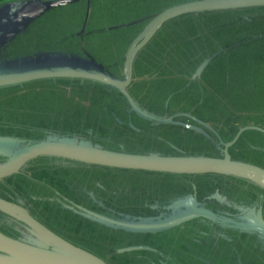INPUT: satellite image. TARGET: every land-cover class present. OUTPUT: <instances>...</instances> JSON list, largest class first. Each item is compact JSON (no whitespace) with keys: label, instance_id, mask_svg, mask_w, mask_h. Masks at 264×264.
<instances>
[{"label":"trees","instance_id":"obj_1","mask_svg":"<svg viewBox=\"0 0 264 264\" xmlns=\"http://www.w3.org/2000/svg\"><path fill=\"white\" fill-rule=\"evenodd\" d=\"M5 1L7 2V0H0V9L8 3ZM98 1L101 2V0ZM172 1L174 2L173 4H175L187 0ZM141 2L142 3L139 5L131 3L128 8L131 11H138L139 9H144L146 6L159 3L158 0H142ZM103 4L98 7V16L105 14ZM253 9L259 10L260 12L249 17L246 12ZM260 9H264V7L191 13L177 18L180 19L184 16L194 17V19H191L192 22L190 24H197V27L191 28V32L195 33L196 30L198 33L200 30L198 34V41H200L198 44L199 51H201L200 46H211L213 44V46H216L217 50H221L219 55L221 59L219 61L213 60L211 63L220 62V67L224 71L221 76L224 79L223 83L225 82L224 87L220 91L225 92V97H227V99H230V97L233 98L235 95V100L233 99L234 103L229 106L233 107L237 113H232L228 118L230 123L227 124V126L229 127L222 128L219 134L215 132L219 140L223 139L227 141L234 136L237 128H230V124L236 125L238 122L243 124L253 122L264 126V16H261L264 11ZM234 12L240 15H234ZM222 13H226L228 16H226L225 19H219L218 15ZM136 19L139 21L142 18L137 17ZM173 42L177 44V50L182 51L186 47L184 53H188L190 50H193L194 47L193 43L190 41L183 42L175 38ZM150 43L144 48H147ZM238 50H242L246 54V57L240 58L237 62H234L235 58L232 54ZM255 54H257L256 61L254 59ZM172 55L174 54L171 51H165L161 60L156 63L150 61L149 66L154 67L158 64L162 68L168 70L169 67L174 65V63L168 61V58ZM231 55L232 59L229 60ZM195 62V60L189 58L188 65L197 78L202 75L201 72H198V70L195 71L196 69L191 67V64ZM161 69L151 72L152 79H154L155 76L163 75ZM134 75H137V71ZM170 79L173 78L163 77L160 83H165V81H170ZM236 79L241 81L240 85L236 84ZM51 80L53 82L54 79ZM38 82L40 83L41 81ZM69 82L72 83V86L70 87L69 84H67V86L62 87V93L54 92L43 96L40 90L36 92L32 89L24 90L26 87L30 86L28 83L0 88V130H3L0 132V136H9L17 139L15 146H18L27 142H25L24 139L17 138L14 135L15 132L29 129H38V131L50 129L52 131L48 133H46L47 131L43 132L46 134L40 137V139L56 137L83 140V138L87 137L86 134L92 135L93 130L106 127L108 125L107 122L116 124L122 123L124 117L130 116L123 115L124 113L142 115L131 106L126 96L118 89L91 80L69 79ZM233 84L237 87H234ZM130 94L135 100L134 93L130 91ZM171 97L172 95L168 96V98ZM200 98L204 99L203 102L199 99L202 104L208 103V98L205 95ZM135 101L139 106L141 105L137 100ZM86 105H91L90 110L87 111ZM142 107L146 108L143 105ZM243 111L251 113L246 115ZM153 113H155L154 115H159L156 112ZM178 117L179 115H174L169 121L160 124L174 123L177 121ZM188 117L189 119H193L191 116ZM244 117L248 120L245 121L243 119ZM56 119L58 120L57 122L55 121ZM193 120L200 122L197 119ZM57 123L64 126V128H60ZM200 123L203 125L205 124L204 122ZM2 124L7 127L1 126ZM149 124L151 126L158 125L152 124L151 121H149ZM130 125L136 133L140 131L139 127L134 124ZM71 127L72 129H68ZM248 134L256 135V137L264 140L263 133L253 130L246 131L233 146V150L234 148L239 149L240 147H244L242 140H244V137ZM94 144L97 143L94 142ZM257 148L264 152L263 141ZM7 156H9V154L0 153V161H4ZM45 157H50L52 159L46 161V164L38 166L33 164L37 159ZM242 159L244 158L242 157ZM248 160L247 157L246 161ZM67 161L71 162V167L67 164ZM96 168L104 170V173L94 176L97 171L92 170ZM85 171H87V173L83 174L82 172ZM112 172L134 176L132 178L125 175L114 177ZM153 174L172 178H182L181 180L194 178L197 182L196 184H201L203 188L208 189H212L214 187L213 184L217 182L215 192L208 197L206 195L207 201L212 202L214 199L215 201H213L215 203L225 202L227 205H232L233 208L239 212L237 214H229L227 211H222L219 215L212 210L206 209L204 202L198 198L200 186L196 185L195 182H178L174 181V179H167V185L172 186L169 194L185 191L187 188L190 191L184 195L179 192L169 204L163 206L165 211L154 214L156 211L155 208H158V204H152V196L161 194V198L164 199L168 191L166 189L162 190V187L157 186V180L149 178V175ZM173 182L175 184H173ZM177 184H182L179 189L177 188ZM173 185L176 186L178 190H176ZM242 186L247 189L248 192L246 197L242 194L237 195L238 200L243 201L238 203L230 197V193L233 188H243ZM71 188L80 190L79 193L76 191L73 199L69 195L72 194ZM116 192H118L119 196ZM257 194H259L260 200L258 202H252L253 205H249L248 203L251 202L254 199V195ZM0 196L23 204L27 202V204L31 205L33 213L40 219L44 217V220L47 215L46 212L40 209L42 204V207L48 211H50L52 207L59 206L62 208L63 206L65 211H70L80 219L87 220L88 222H98L111 228L109 230L116 232L118 237L122 234H126L127 238L132 241L135 240L134 237H136V235L154 239L155 236H164L166 232L173 229H184L186 227H191L197 234L209 233L213 236V230L210 226L200 224V226L203 227L201 228L197 227L196 223L191 225V222L195 219L201 221H215L221 228H228L229 230L231 229L244 235H251L257 240L260 239V236H263L261 231L244 229L237 226V223L258 224L260 219L264 220V186L249 179L229 174H174L128 170L80 163L55 156H41L29 162L20 172L1 180ZM108 202L115 206L114 210H117L115 214L107 215L104 210L100 209L102 206H107ZM95 206L98 207L99 210ZM202 209L213 213L216 219L210 216L198 215L180 221L162 230L146 231L137 228H143L141 224L149 222L148 220L162 221L168 217H175L176 215H183L188 212L190 213ZM10 228L12 229V227ZM10 228L5 226L2 227L3 230L7 231H9ZM182 235L183 233L181 236ZM198 237L201 238L200 235ZM261 241L264 244V240ZM144 248L152 250L153 247L134 246V248L125 249L120 247L117 251L112 250V254L116 256L113 257L114 262H116V264H156L155 261L139 258Z\"/></svg>","mask_w":264,"mask_h":264},{"label":"rangeland","instance_id":"obj_2","mask_svg":"<svg viewBox=\"0 0 264 264\" xmlns=\"http://www.w3.org/2000/svg\"><path fill=\"white\" fill-rule=\"evenodd\" d=\"M43 1L46 6V12L44 11L45 13H43L42 18H36L30 22L29 26H24L18 32L20 36L14 39L13 44H9L3 48V45H0V53L1 49L2 51L6 50V52L14 54L16 52L23 53V55L39 54L41 52L39 50H49L57 56L62 55L61 53L64 52L70 55L82 56L80 59L94 60L102 64L104 68L106 67L105 69L117 75H121L122 73V59L133 37L154 15L155 11L174 3L172 0H158L159 3H154L152 6H146L144 9H139L138 11H131L128 6L131 3L139 5L142 3V0H101V2L98 0ZM102 4L105 14L98 16V7ZM260 10L264 11V9ZM259 12V10L253 9L246 12V14L250 17ZM233 14L240 15L237 12ZM226 16H228L226 13L218 15L219 19H225ZM261 16H264V12ZM137 17H141L142 19L138 21ZM192 18L194 19V17L186 16L180 19L174 18L175 20L172 19L164 24L152 39L150 45L138 53L134 65V72L136 73L137 71V75H134V80L129 88L134 93L135 99L141 104L140 107L150 113V116H156L153 112L166 114L158 115L164 118L179 115L177 121L151 126L149 121L140 115L124 113L123 115L130 116L124 117L122 123L107 122L108 125L106 127L93 130L92 135L86 134L87 137L83 138V140L93 144L94 142L101 144L111 150L141 154L208 156L221 154L222 150L218 146L219 139L215 134L221 133L220 130L222 128L229 127L227 126L230 123L228 118L232 113H237L233 107L229 106L234 103L233 99L235 100V95L233 98L230 97V99H227V97L221 98L222 94H225V92L220 91L225 85V82L222 83L224 79L221 77L224 71L220 67V62L211 63L213 60L219 61L221 59L219 56L221 50H217L213 44L211 46H200L201 51H199L198 44L200 41H198V34L200 30L198 33L196 30L195 33L191 32V28L197 27V24H190ZM175 38L183 42H192L194 46L193 50H190L188 53H184L186 47L182 51L177 50V44L173 42ZM48 39L50 41H47ZM165 51H171L174 54L168 58V61L174 59L176 63L174 68L172 67L171 70L169 69L161 76H155L157 78H154V80L152 79L151 72L153 70H160L162 67L158 64L150 67L149 62H158L162 59ZM232 55L235 58L234 62L246 57V54L242 50H238ZM232 55L229 60L232 59ZM189 58L196 61L191 64V67L196 70L202 69V76L195 77L193 70L188 65ZM254 59L255 61L257 60V54L254 55ZM205 61L206 64L204 67H201ZM163 77H172L173 79L160 83ZM50 81L33 82L24 90L32 89L35 92L40 90L43 96L54 92L62 93L61 88L67 86V84L70 87L72 86V83L68 80ZM235 82L237 85L241 84V81L238 79ZM233 86L237 87L235 84ZM170 95L172 97L168 98ZM201 95H205L208 98V103L202 104L199 101ZM142 105L146 108L142 107ZM90 107L91 105H86L87 111L90 110ZM243 113L248 115L251 112L243 111ZM186 115L204 122L206 124L204 125L208 128L200 122L189 119ZM57 119L55 120L56 122L58 121ZM243 119L245 121L248 120L246 117ZM129 123L139 127L140 131L136 133ZM57 125L60 128H64V126L58 123ZM242 125L243 123L238 122L236 125L230 124V128H238ZM1 126L7 127L3 124ZM68 129H72V127ZM2 131L0 130V132ZM45 131L48 133L52 130H20L15 132L14 135L17 138L24 139L25 142H32L40 140V137L46 134L43 133ZM244 138L242 140L243 144L246 145L248 141H251L254 144V149L243 154L240 153L242 152L240 147L233 151L234 159L244 160L242 157L245 159L248 157L249 160L264 165V152L257 151L258 140L254 137L248 140V135ZM51 159L50 157L37 159L33 164L36 166L46 164V161H50ZM67 162L70 166L71 162ZM87 171L82 173L86 174ZM92 171H97L94 176L104 173V170L99 168ZM112 174L114 177L127 175L119 172H112ZM149 178L157 179L159 180L158 182L165 181L168 178L175 181H184L181 180L182 178L165 177L156 174L149 175ZM70 190L72 194L69 195L72 199L76 191L77 193L80 191L76 188H71ZM42 206L40 208L41 211L46 212L47 215L45 220L43 219L44 217L42 219L51 229L58 234H62V237L73 244L95 254L97 253V255L100 254L111 262L114 261L113 257L116 256L112 254V250L117 251L120 248L121 240L116 235V232L109 230L111 228L95 221L88 222L87 220H82L70 211H65L62 204V208L59 206L52 207L50 211L44 209ZM96 208L99 210L98 207ZM114 208L115 206L108 202L104 212L107 215L113 214L112 210ZM204 212L202 210L200 213L204 214ZM0 218L5 220L1 221L3 226L18 229L22 233V239L33 243H47L44 239L36 236L28 227L26 228V225L15 220L13 216L7 217L6 212H0ZM260 225L262 224L260 223ZM0 230L4 233L11 232ZM169 236L168 234H164L163 238L168 239ZM141 238L134 237L135 241L140 240L142 242L143 239ZM199 262L203 263L202 261Z\"/></svg>","mask_w":264,"mask_h":264},{"label":"water","instance_id":"obj_3","mask_svg":"<svg viewBox=\"0 0 264 264\" xmlns=\"http://www.w3.org/2000/svg\"><path fill=\"white\" fill-rule=\"evenodd\" d=\"M255 7H264V0H187L162 8L142 26L131 40L122 59L121 75L110 72L94 60L80 59L82 56L64 52L59 56L50 51H41L39 54L7 57L4 60L0 58V88L40 79L68 78L97 81L120 90L131 106L142 114L140 116L151 121L152 124L167 122L171 117L150 116V113L142 109L130 94L128 87L133 82L134 65L138 53L150 43L164 24L174 18L191 13ZM45 9L46 6L41 0H22L17 2L16 6H12L11 3L5 4L0 9V45H4L8 39L18 34L24 26L40 16ZM205 64L206 61L202 63L201 67H204ZM201 70L198 69V72ZM252 129L264 133L262 127L243 126L230 141L219 140L218 146L223 144L224 147L221 154L215 156L125 152L111 150L100 144H92L76 138L49 137L15 146L17 139L0 136V153L9 154L4 161L0 162V181L20 172L29 162L38 157L55 156L70 161L118 169L174 174H229L249 179L264 186L263 167L233 159L230 153L231 146L237 142L240 135L244 131ZM0 210L22 221L47 242L46 244L33 243L14 238L0 230V264H109L93 252L63 238L14 201L0 196ZM202 210L168 217L162 221L148 220L149 222L141 224L143 228H137L146 231L162 230L198 215L216 219L215 215L209 211L205 213L206 210H203L205 212L201 214ZM237 226L261 231L263 236L259 235V238L264 240V220L260 219L258 224L237 223Z\"/></svg>","mask_w":264,"mask_h":264},{"label":"flooded vegetation","instance_id":"obj_4","mask_svg":"<svg viewBox=\"0 0 264 264\" xmlns=\"http://www.w3.org/2000/svg\"><path fill=\"white\" fill-rule=\"evenodd\" d=\"M19 1H22V0H7L8 3L12 4V6H16L17 2H19ZM41 1L44 2L43 0H41ZM45 12H43V13H45ZM43 13H42V15H40L37 18L41 19L43 16ZM29 25H30V23L28 24V26ZM19 36H20V33L14 37H11L10 39H8L6 41V43L2 46V48L9 45V44H13L14 39L16 37H19ZM47 41H50V39H48ZM42 45H43V43H42ZM39 51H42V50H39ZM4 52H6V50L2 51V49H1V53H0L1 54L0 55L1 60H4V58H7V57L12 58V57L23 55V53H17V52L15 54L12 52L11 53H9V52L4 53ZM169 62L174 63V65L176 63L174 59L169 60ZM174 65L172 66L173 68H174ZM172 67H169L168 70L169 69L171 70ZM168 70L162 68V73L165 74L166 71H168ZM201 75H202V73H201ZM61 79L69 81L68 78H54L53 82L62 81ZM38 81L45 82V81H49V79H40V80H35V81L27 82V83L31 84L33 82H38ZM130 86L131 85H129L128 89L130 88ZM129 91H131V90L129 89ZM201 96H203V95H201ZM200 97H199V99H201L203 102L204 99L200 98ZM221 98H225V94H222ZM217 99H219V98H217ZM159 115H166V114H159ZM186 116H190V115H186ZM246 125H256V126L264 128V126H261L259 124L253 123V122L252 123L251 122L245 123L242 126H239L237 128V131L235 132V134L238 132V130L241 127L246 126ZM252 130L258 131L255 129H252ZM246 131H250V130H246ZM246 131H244V132H246ZM244 132L240 135V137L244 134ZM258 132H261V131H258ZM261 133H263V132H261ZM235 134H234V136H235ZM240 137H239V139H240ZM252 137L256 138L258 140L259 144L262 143V141L264 143V140L259 138V137H256V135L248 134V140H250ZM231 139H229L227 141H230ZM221 140L223 142H227L223 139H221ZM238 140H237V142H238ZM233 146H231V148H230V153L232 155V158L234 159L235 157L233 156L232 153L236 149L234 148V150H233ZM223 147H224L223 144H219L220 150H223ZM253 147H254V144L251 141H248L247 144L244 145L243 148H241L242 152H240V153L245 154L248 151H253V150H251V149H253ZM257 151L263 152L259 148L257 149ZM236 158H240V157H236ZM242 161H246V159L242 160ZM246 162L254 163V164H257V165L264 168V165L253 162L251 160H248ZM125 176H130L132 178L134 175H125ZM155 180H157V179H155ZM158 181L159 180L156 181V185L159 187H162V190L166 189L168 191V194H167V196L164 197V199L161 198V194H155L154 196H152L153 197L152 198V204H154V203L158 204V206H157L158 208H155L156 213L165 211L163 209V206L169 204L179 192L184 195L185 193L190 191L187 188V190H185V191H178V192L169 194L170 188L172 186L167 185L168 181L167 180L160 181V182H158ZM184 181H188V182L192 181V182H195V184L197 183L194 178L193 179H187ZM173 184H175V183L173 182ZM182 184H177V188L179 189V187H181ZM196 185H198V184H196ZM213 185H214V187L212 189L203 188V186L201 184L198 185V186H200L199 191H198V198L204 202V206L206 207V209L212 210L213 212H216L219 215L221 214L222 211H227L229 214H237L239 211L234 209L232 205H227L225 202L215 203L214 199H213L214 201L212 200V202L207 201V197L215 192V189L217 187V182L214 183ZM123 187H126V186H123ZM177 188H176V190H178ZM247 192H248L247 189H245L244 187L243 188H233L232 192L230 193V197L232 199H234L235 202L241 203L243 201L238 200L237 195L242 194L244 197H246ZM116 193L118 194V192H116ZM206 195H207V197H206ZM118 196H119V194H118ZM259 198H260L259 194L254 195V199L251 202H249L248 204L253 205L252 202H258L260 200ZM11 201H14V200H11ZM14 202L22 205L24 208H26L29 211L30 214H32L40 222H42L44 225H46L48 228L51 229V227H49V225H47L42 219H40L38 216H36L33 213L30 204H27V202H25V204L20 203L18 201H14ZM100 208L105 211L107 206H102ZM112 211L114 214H115V212H117V210H112ZM0 212H4V211L0 210ZM6 214H7V217H10V214H8V213H6ZM15 220H17V219L15 218ZM1 221H5V220L0 218V229H2V227H3V225L1 224ZM17 221L22 223V221H20V220H17ZM193 223H196L197 227H201V228H203V227L200 226V224L210 226L213 230V236H211V234H209V233L197 234V232L194 231L191 227H186L184 229H178L177 228V229H173L169 232H166L165 234L170 235L168 237V239L163 238L162 235L159 237L155 236L154 239H151V237H144V236H143V238H141L138 235H136V238L139 237V238L143 239L142 242L140 240L132 241L131 239L127 238L126 234H122L121 236H119V238L121 240V246L120 247H122V248H125L127 246H140V247L150 246V247H153L152 250H147L146 248L142 249V253H141V256L139 258L155 261L156 264H264V244L260 239H259L260 240L259 241L256 238H254V236L244 235V234L239 233L237 231H233L231 229L229 230L228 228H221L220 226H218V224L215 221H213V222L209 221V220L201 221V220L195 219V220H193V222H191V225ZM22 224L25 225L24 223H22ZM27 227L28 226L26 225V228ZM28 229L32 230L30 227H28ZM51 230H53V229H51ZM85 230H87V229H85ZM9 231H11V232H8V233L5 232V233L14 237V238H19V239L23 238L22 233L20 231H18V229H16L15 227H12V229L10 228ZM182 233H183V235L181 236ZM35 235L38 236L36 233H35ZM59 235L62 236V234H59ZM199 235L201 238L198 237ZM96 255H97V253H96ZM117 255H119V254H117ZM98 256L103 258L104 260H106L109 264H116V262H114V261L111 262L108 258H105L104 256H102L100 254H98ZM199 261H202L203 263H200Z\"/></svg>","mask_w":264,"mask_h":264}]
</instances>
